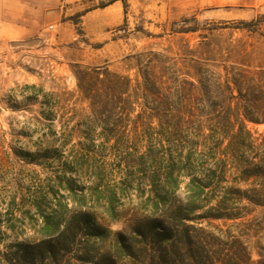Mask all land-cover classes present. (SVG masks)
<instances>
[{"label":"rangeland","instance_id":"obj_1","mask_svg":"<svg viewBox=\"0 0 264 264\" xmlns=\"http://www.w3.org/2000/svg\"><path fill=\"white\" fill-rule=\"evenodd\" d=\"M149 63L157 76L171 67L163 81L180 83L264 69V0H0V264H49L33 248L43 217L90 213L122 231L147 216L155 192L166 193L170 148L191 137L169 132L165 113L136 88ZM95 68L108 71L104 84L88 79L84 88L116 86L119 101L98 115L79 81ZM247 125L254 137L264 133ZM227 144L217 160H234ZM228 169L222 187L233 185ZM175 200L185 201L183 189L171 192ZM79 247L63 264H83Z\"/></svg>","mask_w":264,"mask_h":264},{"label":"trees","instance_id":"obj_2","mask_svg":"<svg viewBox=\"0 0 264 264\" xmlns=\"http://www.w3.org/2000/svg\"><path fill=\"white\" fill-rule=\"evenodd\" d=\"M155 68L151 63L145 67L136 88L155 110L165 113L162 123L169 132L191 137L170 148L166 193L155 192L157 201L149 206L147 216L122 231L102 226L90 213L43 217L33 245L36 257L63 264L79 245L80 256L75 257L83 264H264V133L254 137L247 125H264V69L205 71L196 82L180 83L174 78L163 81L171 67L162 66L159 76ZM82 75L80 89L91 102L93 115L117 107L116 86L102 93L83 86L88 79L103 85L105 79L100 77L108 75L107 70L95 68ZM173 98L177 102L171 108L168 100ZM204 110L209 118L203 121L197 113ZM204 130L209 132L201 142ZM225 141L224 151L234 153L233 161L216 158ZM229 162L236 170L233 185L222 187L228 182ZM182 176L188 182H182ZM242 184L250 187L242 191L237 188ZM181 189L185 201L169 202L171 192ZM256 209L261 210L258 216L245 220ZM229 221L234 223L228 225ZM107 244L110 251L99 254Z\"/></svg>","mask_w":264,"mask_h":264},{"label":"crops","instance_id":"obj_3","mask_svg":"<svg viewBox=\"0 0 264 264\" xmlns=\"http://www.w3.org/2000/svg\"><path fill=\"white\" fill-rule=\"evenodd\" d=\"M119 1H116L113 5L117 7Z\"/></svg>","mask_w":264,"mask_h":264}]
</instances>
